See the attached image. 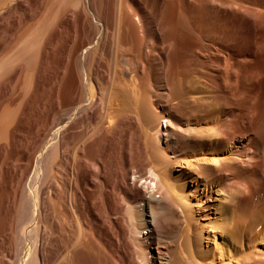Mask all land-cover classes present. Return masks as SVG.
<instances>
[{"label": "bare ground", "instance_id": "1", "mask_svg": "<svg viewBox=\"0 0 264 264\" xmlns=\"http://www.w3.org/2000/svg\"><path fill=\"white\" fill-rule=\"evenodd\" d=\"M200 3L0 0L4 264H264V102L240 54L235 95L215 75L209 97L184 93L200 14L215 20ZM220 48L226 73L236 47Z\"/></svg>", "mask_w": 264, "mask_h": 264}, {"label": "rangeland", "instance_id": "2", "mask_svg": "<svg viewBox=\"0 0 264 264\" xmlns=\"http://www.w3.org/2000/svg\"><path fill=\"white\" fill-rule=\"evenodd\" d=\"M198 2H201L200 4L202 5V4H204L205 2H207V3H214L212 6H213V8H215L214 9V17L215 18H213L212 17V19L214 20L213 21V23H212V26L210 25L211 23H207V21H206V17L203 15V13H201L200 14V21H201V23L202 24H200V32L202 33V35H201V33L199 32V35H198V38H199V47H197V49H198V51H199V53H201L200 55H199V59H200V61H202L201 62V64H203L202 65V69H200L198 72H197V74H196V76H195V78H196V80H194V79H192V77H190L189 76V78L187 77V75H185L184 76V78H182V80L183 81H185L187 78L190 80V82H188L189 80H186L187 81V83H185V85H184V87L185 88H183L184 89V91L182 90V93L184 92L185 94H186V96H189V95H193V93H195L193 96H195V97H199V96H201L202 98L203 97H209L211 94H213L214 93V91H213V86H214V84L212 85L211 83H214V82H212V78H214V75L215 76H218V78H219V81H223V82H227V83H229V84H231V86L230 87H228V88H226L227 90V92L228 93H232V95H235V93L238 91L237 90V82H238V78H239V75H237L236 73H235V75H234V72H233V70L231 69V67L234 69V66H235V58H237V55H239L241 58H245V56H246V58H250V59H252V62L250 63V65H248V67H249V70H251L253 73H255V74H257L256 76H254L251 80V83H250V85L252 84L253 86H254V88H255V91H254V93H253V96H254V98L256 97V102H255V104H254V106L257 104V106H262V104L261 103H263L264 101H261L262 99L264 100V74H261V73H257L258 71H259V67H260V64H262L263 62H264V57H263V54H261L262 53V51H263V49H264V0H198ZM220 4H219V3ZM227 2V3H226ZM229 2V3H228ZM218 3V4H217ZM233 3V4H232ZM217 4V5H216ZM200 5V7H201V9L203 10V6H205L206 7V3H205V5H202L201 6ZM215 5V6H214ZM219 5V6H218ZM221 5H224L223 6V8L222 7H220ZM228 5V6H227ZM230 5H231V7H230ZM219 7V8H218ZM231 8V10H229L228 8ZM227 8V9H226ZM225 10L224 12H226V13H224L223 12V10ZM216 11L218 12V13H216ZM229 11V12H228ZM203 12V11H202ZM222 12V13H221ZM223 13H224V15H223ZM218 14V15H217ZM227 14H229V15H227ZM217 15V16H216ZM222 15L224 16V17H222ZM228 18H227V17ZM182 18H183V16H182ZM181 18V19H182ZM201 18H203V19H201ZM227 18V19H226ZM186 19V18H185ZM224 19H226V20H224ZM242 19V20H241ZM183 20H184V18H183ZM222 20V21H221ZM204 21H205V23H204ZM184 22H185V20H184ZM209 22V21H208ZM239 23V24H238ZM203 24H205L204 25V27H203ZM223 24H224V26H223ZM254 24V25H253ZM209 25V26H208ZM216 25V26H215ZM206 26V27H205ZM220 26V27H219ZM226 26V27H225ZM202 27L203 28H205V30H207L208 32H203V31H205L204 29H203V31H202ZM210 27H211V29H213V30H211L212 32H210ZM213 27V28H212ZM256 27V28H255ZM262 27V28H261ZM209 29V30H208ZM214 30H215V32H216V35H215V32H214ZM233 30V31H232ZM260 30V31H259ZM247 31H249V32H247ZM220 32V33H219ZM223 32H225L224 33V35H223ZM229 32V33H228ZM205 33V34H204ZM207 33V34H206ZM222 33V34H221ZM228 33V34H227ZM209 34V36H207ZM212 36H211V35ZM230 34V35H229ZM256 34V35H255ZM220 35H222V38H223V40H220V39H222L221 37H220ZM227 35V36H226ZM247 37H249V38H247ZM249 35V36H248ZM259 35H260V37H259ZM203 36V37H202ZM211 36V37H210ZM213 36H214V39H213ZM219 36V37H218ZM229 36V37H228ZM244 36V37H243ZM255 36V37H254ZM200 37H201V40H200ZM240 39H239V38ZM258 37L260 38L259 40L260 41H258ZM209 38V39H208ZM217 38H218V40H217ZM227 38V39H226ZM238 38V39H237ZM204 39V40H203ZM206 39V40H205ZM213 41H212V40ZM225 39V40H224ZM245 40V44H247V39H249L250 41H251V43H250V46H248L247 45V47H245V51H248V49L250 50V51H248V52H251V53H244L243 51H241V50H243V49H241V48H243L242 46H238V42H239V45H241L243 42L242 41H244ZM207 40H209L208 41V43L206 42ZM210 40H211V42H210ZM216 40V41H215ZM237 40V41H236ZM256 42H254V41ZM222 41H224V42H222ZM236 41V42H235ZM222 43V44H220V43ZM201 43V44H200ZM223 43H225V45L223 44ZM230 43H231V45H230ZM235 43H236V45H235ZM241 43V44H240ZM202 44H204L203 46H201ZM212 45V46H210V45ZM214 44V45H213ZM253 44V45H252ZM11 45V44H10ZM217 45V46H216ZM219 45V46H218ZM221 45V46H220ZM201 46V47H200ZM208 47V49H209V51H212V50H215V53H214V51H212V52H209V51H207V47ZM215 46V47H214ZM251 46H252V48H251ZM261 46V47H260ZM220 47H222V49L224 48V49H229V48H234V47H236V48H234V49H232L231 51H229V55H230V57H233L232 59H230L231 61H230V65H228V68H227V72L225 73V67H224V59H223V57H222V53H220L222 50H221V48ZM228 47V48H227ZM237 47L239 48V50L237 49ZM6 48H8V46L6 47ZM203 48V49H202ZM206 48V49H205ZM254 48V49H253ZM206 51H205V50ZM212 49V50H211ZM219 49L221 50L220 52H219ZM223 49V50H224ZM203 51V53L204 52H206V54L204 53V54H202V52L201 51ZM238 50V51H237ZM216 51H217V53H216ZM235 51H236V53H235ZM208 52H209V54H211L210 56H209V54H208ZM230 52H231V54H230ZM241 52H242V54H241ZM253 52V53H252ZM208 54V55H207ZM214 56H213V55ZM218 54V55H217ZM220 54V55H219ZM234 54V55H233ZM248 54V55H247ZM259 54H260V57H259ZM205 55V56H204ZM216 55V56H215ZM232 55V56H231ZM236 55V56H235ZM252 55V56H251ZM202 56H203V58H202ZM221 56V57H220ZM257 56V57H256ZM186 57V58H185ZM184 57V59L185 60H183L182 61V63H184V64H188V63H190V61H191V59L188 57V56H185ZM210 57H212V58H210ZM218 57H220V58H218ZM263 57V58H262ZM175 59H177V58H175ZM204 59V60H203ZM208 59V60H207ZM214 59V60H213ZM262 59V60H261ZM178 60V59H177ZM212 60H213V62H212ZM219 60H221L220 62H218ZM232 60H233V63H232ZM258 60H260V63H259V61ZM187 62V63H186ZM206 62H208V63H206ZM212 62V63H211ZM215 62H218L217 64L215 63ZM214 63V64H213ZM219 63L220 64H222V65H219ZM102 64H104V63H102ZM124 64V63H123ZM201 64H200V67H201ZM213 64V65H212ZM105 65V66H104ZM104 65H102L101 67H102V70H104V71H107V69H105L106 68V64H104ZM120 65H122V62L120 63ZM205 65H206V67H207V69H206V67H205ZM211 65V66H210ZM218 65V66H217ZM233 65V66H232ZM105 68H104V67ZM122 66H124V65H122ZM125 66H126V64H125ZM221 66V67H220ZM223 66V67H222ZM229 66H231V67H229ZM211 67H212V69H211ZM216 67V68H215ZM119 68H121V69H119V70H123L122 69V67L121 66H119ZM127 68H130L129 67V65L128 66H126V69ZM217 68H219V69H217ZM223 68V69H222ZM252 68V69H251ZM149 69H150V67L148 68V73L149 74H151V72H152V67H151V69H150V71H149ZM215 69H216V71H215ZM229 69V70H228ZM231 69V70H230ZM101 70V74H104V75H102L101 77H103L102 79H103V83H102V81H101V84H103V85H101V86H103V87H105V85L106 84H108L107 82V80H108V76H105L106 75V73L105 72H103ZM203 70V71H202ZM204 70H206V74H205V71ZM222 70H223V72H222ZM203 73H202V72ZM217 71H218V74H217ZM221 71V72H220ZM229 71H231V73L229 72ZM201 74H200V73ZM213 72V73H212ZM199 73V74H198ZM212 73V74H211ZM220 73L221 74H223V75H221L220 76ZM217 74V75H216ZM226 74V75H225ZM204 75H210V76H213V77H208V76H205L204 77ZM235 76V77H233V76ZM105 77V78H104ZM200 79H199V78ZM207 77V78H206ZM222 77V78H221ZM107 78V79H106ZM204 78V80L208 83V81H209V85L207 84V83H205V81L204 80H202ZM227 78V79H226ZM233 78H235L236 79V81H235V79H233ZM197 79H198V81H197ZM232 79V80H231ZM234 80V81H233ZM107 81V82H106ZM195 81V82H194ZM204 81V82H203ZM214 81V80H213ZM222 82V83H223ZM194 83H197V84H194ZM236 83V84H235ZM56 84V81L55 82H51V85L54 87V85ZM187 84L189 85V86H187ZM199 84V85H198ZM50 84H49V86H47V88H52V86H51ZM58 85V84H57ZM212 85V87L210 88V86ZM192 86H194V87H192ZM187 87H188V89H187ZM198 87V88H197ZM207 87H209V88H207ZM233 87L235 88V89H233ZM190 89H191V92H193V93H191V92H189L190 91ZM199 89H200V92H198L199 93V95L197 94V91H199ZM211 89V90H210ZM225 89V88H224ZM232 89V90H231ZM193 90H195V91H193ZM206 90H208L209 92H207ZM213 91V92H212ZM187 92V93H186ZM188 92H189V94H188ZM191 93V94H190ZM208 94V95H207ZM43 95H45L44 93H43ZM46 96H44L43 97V99H42V103H44V102H47L46 100V98H45ZM90 97V95H88V98ZM45 98V99H44ZM200 98V97H199ZM258 99H260V100H258ZM260 101V102H259ZM1 106V105H0ZM202 108V107H201ZM41 109V108H40ZM205 114V113H204ZM203 114V115H204ZM201 116H200V119H204V116L202 115V114H200ZM38 118V117H37ZM202 123H204V121L202 122ZM33 127L31 126V129H32ZM30 128H29V130L27 129L26 130V132L27 133H31V134H35V132L38 130V126H36L35 128H33V131L31 130ZM204 136V135H203ZM1 173V172H0ZM1 175V174H0ZM2 181L3 180H1L0 179V194H1V192H2V194L0 195V202L2 203V201H3V206H2V209H1V213H0V215L4 218L5 217V219H7V217H8V219H7V222L8 223H6V228L4 229V231H5V233L6 234H4V233H1L0 235H2V236H0V253H1V250H2V252L5 250V249H7V247H5L4 245H8V241H11V238H10V236H12V234L10 233L11 232V229H12V227H10V226H12L11 224H13V221H12V223H11V216H13V215H11V214H14V213H12V211L14 210V208H13V204L15 203V201H14V203H13V194L15 193L14 191H15V182H12V183H9V184H7L6 186L2 183ZM2 184V185H1ZM12 185V186H11ZM2 186V187H1ZM5 188H4V187ZM4 191V192H3ZM8 193V194H7ZM7 194V195H6ZM10 195V196H9ZM3 199V200H2ZM7 199H8V201H7ZM2 200V201H1ZM8 204V205H7ZM12 204V205H11ZM7 209V210H6ZM4 210V211H3ZM7 212V213H6ZM14 212V211H13ZM8 215V216H7ZM10 216V217H9ZM10 219V220H9ZM14 219V216H13V218H12V220ZM9 222H10V225H9ZM8 226V227H7ZM10 227V228H9ZM10 230V231H9ZM9 231V232H8ZM9 233V234H8ZM3 235H6V237H9L10 238V240H8L6 237L5 238H3ZM8 235V236H7ZM3 239H4V241H3ZM6 239H7V241H6ZM5 242V243H4ZM7 242V243H6ZM1 259H3V257L2 256H0V264L2 263V264H4V259L3 260H1ZM3 261V262H2Z\"/></svg>", "mask_w": 264, "mask_h": 264}]
</instances>
